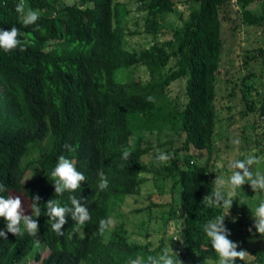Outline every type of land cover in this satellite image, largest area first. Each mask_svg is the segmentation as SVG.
<instances>
[{
    "label": "trees",
    "instance_id": "16d2710c",
    "mask_svg": "<svg viewBox=\"0 0 264 264\" xmlns=\"http://www.w3.org/2000/svg\"><path fill=\"white\" fill-rule=\"evenodd\" d=\"M185 1L188 13L181 18L175 0H138L141 30L151 40L133 49L124 44L127 9L122 0H25L27 8L39 13L35 24L27 27L15 11L19 0H0V29H19L17 38L26 46L8 53L0 49V184L7 189L0 196L18 193L29 210L32 198L39 197L41 215L33 219L38 222L36 236L47 250L44 255L34 252L36 264H130L162 253L163 237L150 247L128 240L122 223L115 222L103 234L98 230L100 220H110L109 196L137 193L145 171L157 180L172 178L180 209L172 216L180 239L168 236L174 255L189 257L190 264L217 258L203 226L215 219L211 212L216 207L209 206L207 198L213 192L215 91L222 46L219 8L237 5L241 23L264 28V0ZM252 1L260 2L259 12L247 7ZM169 11L180 23L170 27L169 36L156 39L165 27L163 13ZM256 50L245 53L243 61L257 55L264 60V38ZM136 64L147 68L146 80L130 78ZM177 78L184 81L183 101L167 93L166 87ZM258 109L264 120V100ZM160 134L165 136L162 141ZM130 146V159L124 161L122 152ZM156 146L171 157L167 162L156 160ZM34 149L37 154L23 163ZM200 153L202 161H196ZM61 155L86 181L77 191L56 196L50 172ZM29 164L37 167L31 179L26 177ZM101 171L108 179L103 191L97 187ZM70 195L87 207L91 219L81 226L69 213L63 234L57 235L46 202L55 199L70 207ZM171 211L172 204L170 216ZM235 218L237 225L245 222L249 234L253 220L246 221L242 213ZM0 229H5L3 218ZM33 242L26 233H7V239L0 238V264L26 257Z\"/></svg>",
    "mask_w": 264,
    "mask_h": 264
},
{
    "label": "rangeland",
    "instance_id": "374dc122",
    "mask_svg": "<svg viewBox=\"0 0 264 264\" xmlns=\"http://www.w3.org/2000/svg\"><path fill=\"white\" fill-rule=\"evenodd\" d=\"M62 1L70 2L72 0ZM122 1L127 9V13L123 18L124 30L126 31L124 44L126 47L138 49L151 40L149 34L141 30L143 12L137 7L138 0ZM175 1L177 9L181 12V18H185L188 13L187 2L185 0ZM260 5L259 1H252L248 3L247 7L253 12H259ZM239 13L240 7L237 5L225 4L219 8L222 46L215 91L216 121L213 129L212 194L216 191V177L226 178L231 175L228 165L234 159L243 160L248 155L254 154L261 158V163L254 165L252 171H259L264 174V152L259 151L260 148H264V120L260 117L258 109V104L264 100V60L257 55L253 58H246L247 62L243 61L245 53H257L256 47L262 44L264 38V28L263 24L241 23ZM163 21L165 27L162 33L157 34L156 39L169 36L170 27L180 23L177 15L170 11L163 13ZM127 31L132 32L128 33ZM170 63L171 61L168 62V64ZM129 75L130 78H136L140 81H144L149 77L147 68L142 64L132 66ZM183 84V78L172 80L166 87L168 95L171 97L177 96L179 101H183ZM146 136L151 137L153 134H147ZM164 138L163 134L159 135L160 141ZM234 139H239L240 143L238 145L234 144ZM160 148L161 146H156V150ZM36 154L37 149L29 152L27 156L23 157V163ZM197 155L200 158H197L196 161H202L203 154ZM142 160L146 163L149 162L146 156H143ZM218 163H222L223 167L217 168ZM36 172V165L29 164L26 177L31 176L28 178L31 179ZM141 175L145 179L140 183L137 193L109 196L108 207H110L112 225L107 231L112 228L115 222L117 225L122 223L126 229L125 234L128 240L146 242L150 247H155L159 238L163 237L162 253L167 250L175 256L170 242L171 238L169 239L168 236H170L172 230V216L178 215L180 209L178 203L175 202L176 193L172 178L157 180L151 172L146 171ZM262 195L264 196V191L253 192L251 187L245 183L241 186V189L237 190V197L233 199L229 212L225 216L224 225L230 231L227 238L238 244L237 251H246L245 260L237 259L235 264H264V237H260L258 233L254 232L255 229L247 234L245 222H240L239 225L233 222V217H237L239 213L245 215L246 221L253 220L251 212L259 205V202H264ZM10 196L21 198L18 193H12L11 191ZM161 200L165 203L151 204ZM171 204L172 213L170 216L167 210ZM22 208H24V214H31L30 210L26 209L27 206L23 201ZM134 208L138 209L134 210ZM225 211L221 207H215L211 214L213 218H216L219 213L223 214ZM43 246L41 239L35 236L33 247L26 257L12 264H36L33 254L34 252H40L41 255H44L46 248ZM248 248H255L258 253L250 252ZM162 253L156 251L155 256ZM177 258L179 259L177 264L180 262L190 264L189 257L181 258L179 256ZM217 260L218 256L215 260L209 261L208 264H216Z\"/></svg>",
    "mask_w": 264,
    "mask_h": 264
},
{
    "label": "clouds",
    "instance_id": "9594fccd",
    "mask_svg": "<svg viewBox=\"0 0 264 264\" xmlns=\"http://www.w3.org/2000/svg\"><path fill=\"white\" fill-rule=\"evenodd\" d=\"M15 11L20 18V22L23 26L35 24L39 19V13L26 7L25 0H19L15 5ZM19 35V29L12 27L9 30L0 29V49L5 53L11 52L13 49L19 47L20 51L26 50V46L21 43L17 38ZM147 100L152 102L153 97H147ZM233 143L238 145L239 139H234ZM70 149V146L65 145ZM132 147L125 148L122 152L121 159L128 161L130 159ZM155 157L159 162H167L171 157L159 152ZM261 158L254 154L248 155L243 160H232L229 162V168L231 175L225 177L217 176L215 179L216 191L207 198L209 206H216L225 209L226 211L217 216L213 220H209L204 226L203 231L210 243L211 248L218 256L216 264H235L237 259L244 261L246 257V251H237L238 244L229 240L227 237L230 235L229 229L224 225L225 216L228 214L232 205V201L237 197V190L241 189V186L247 183L253 192L264 191V174L259 171L253 172L252 167L259 165ZM223 167L222 163L217 164V168ZM98 189L103 191L108 187V179L104 172L98 173ZM31 177V176H30ZM28 177V178H30ZM51 181L54 182V191L56 196L63 195L65 192H75L81 187V182L86 181V177L83 173L76 170L72 161L65 158L63 155L57 159L56 166L50 172ZM27 178V179H28ZM6 186L0 184V192L6 191ZM70 207L60 206L58 201L50 199L46 202L47 216L51 221V228L57 235H62V225L66 223V216L70 213L73 221L79 225H85L90 219V213L80 200L76 196H69ZM39 197L34 196L31 204V214L26 215L22 211V201L19 196H9L7 198L0 196V218L5 221V229H0V238L7 239V233H11L14 236L20 237L25 235L35 237L38 232V222L33 217H39L41 215V208L39 207ZM253 217V225L248 229L252 232V228H255V232L264 237V202H261L254 211L251 212ZM233 217V222H235ZM55 221V222H53ZM23 222V227H21ZM112 225L111 220H100L98 230L101 234L105 232ZM174 239H180L175 233V224L172 223L171 233ZM46 248V247H45ZM47 250V249H46ZM177 254L173 256L167 250L158 256H148L145 260L143 257L133 259L130 264H177ZM180 262V261H179ZM181 264V262H180Z\"/></svg>",
    "mask_w": 264,
    "mask_h": 264
}]
</instances>
